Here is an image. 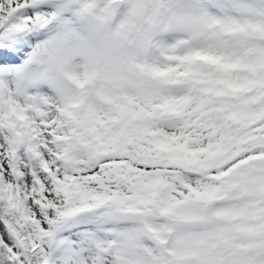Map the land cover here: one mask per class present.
<instances>
[{
	"label": "snow or ice",
	"instance_id": "6c2138e0",
	"mask_svg": "<svg viewBox=\"0 0 264 264\" xmlns=\"http://www.w3.org/2000/svg\"><path fill=\"white\" fill-rule=\"evenodd\" d=\"M0 264H264V0H0Z\"/></svg>",
	"mask_w": 264,
	"mask_h": 264
}]
</instances>
